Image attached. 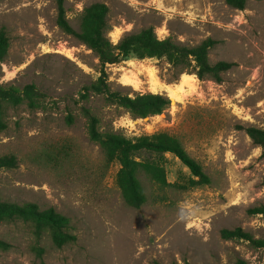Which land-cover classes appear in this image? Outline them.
<instances>
[{
	"label": "rangeland",
	"instance_id": "1",
	"mask_svg": "<svg viewBox=\"0 0 264 264\" xmlns=\"http://www.w3.org/2000/svg\"><path fill=\"white\" fill-rule=\"evenodd\" d=\"M59 0H0V29L11 48L1 64L0 84H34L40 105L7 106L0 115V157L14 155L17 169L0 170V201L36 203L70 219L74 243L57 248L20 220L0 223V264H264V248L244 239L226 240L225 229H242L264 242V152L242 128L264 129V0L243 11L225 0H64L79 30L84 9H109L113 43L152 27L160 39L196 46L211 39L215 64H237L223 82H183L165 59L131 56L107 71L114 90L167 94L173 103L162 115L134 119L103 96L82 99L100 76L97 55L57 24ZM100 119L103 132L136 140L167 133L180 139L212 183L182 191L190 170L165 155L170 187L162 189L143 173L148 196L141 209L129 207L117 186L119 164L108 165L90 140L82 108ZM73 116V124L68 117Z\"/></svg>",
	"mask_w": 264,
	"mask_h": 264
},
{
	"label": "trees",
	"instance_id": "2",
	"mask_svg": "<svg viewBox=\"0 0 264 264\" xmlns=\"http://www.w3.org/2000/svg\"><path fill=\"white\" fill-rule=\"evenodd\" d=\"M249 0H225L226 4L239 11L246 9ZM110 9L106 4L95 3L84 9L80 16L79 30L70 24L64 0L58 2V26L67 34L76 36L92 50L101 64L99 78L83 89L82 99L90 96H103L110 105L117 106L129 113L134 119H147L162 115L171 107L172 101L167 94L135 93L131 95L123 90H114L107 71L108 66L121 64L127 58L135 56L140 60L147 58L165 59L175 72L174 81L183 74H195L199 80L211 79L223 82V75L231 71L237 64L220 61L213 64L209 54L216 42L208 39L196 46H187L171 38L160 39L154 28L149 27L139 33H130L115 44L109 37L111 27L108 17ZM11 48L7 31L0 29V69ZM42 98L41 92L34 84L24 88L14 85L0 84V115L7 106H18L27 103L31 109H37ZM88 122L90 140L99 145L108 165L119 164L116 183L125 203L133 209H141L148 202V196L140 181L143 173L152 183L165 189L171 186L165 169V155L171 154L186 166L193 179L186 185H175L182 191L202 188L212 183L203 166L185 149L177 137L167 133L142 136L136 140L116 132H103L100 119L88 108H82ZM73 124V116L68 117ZM6 128L0 121V132ZM252 142L264 152V129L257 127L242 128ZM19 160L14 155L0 157V170H13L19 167ZM252 214L264 215V208L251 210ZM20 220L30 224L34 235L41 239L48 233L57 248L74 243L77 238L70 232V219L54 208L42 210L36 203L15 204L0 201V223ZM226 240L244 239L264 248V242L242 229L222 231ZM11 246L0 240V249L7 250ZM159 264V263H155ZM191 264V263H186ZM237 264H246L239 261Z\"/></svg>",
	"mask_w": 264,
	"mask_h": 264
},
{
	"label": "bare ground",
	"instance_id": "3",
	"mask_svg": "<svg viewBox=\"0 0 264 264\" xmlns=\"http://www.w3.org/2000/svg\"><path fill=\"white\" fill-rule=\"evenodd\" d=\"M192 78V76L191 75H183V82H185V81H189V79H191Z\"/></svg>",
	"mask_w": 264,
	"mask_h": 264
},
{
	"label": "water",
	"instance_id": "4",
	"mask_svg": "<svg viewBox=\"0 0 264 264\" xmlns=\"http://www.w3.org/2000/svg\"><path fill=\"white\" fill-rule=\"evenodd\" d=\"M172 103H173V100L171 99Z\"/></svg>",
	"mask_w": 264,
	"mask_h": 264
}]
</instances>
